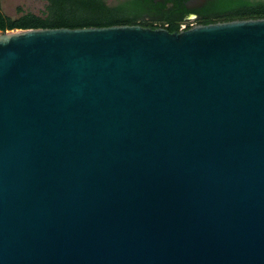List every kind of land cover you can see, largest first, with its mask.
<instances>
[{"label":"water","instance_id":"water-1","mask_svg":"<svg viewBox=\"0 0 264 264\" xmlns=\"http://www.w3.org/2000/svg\"><path fill=\"white\" fill-rule=\"evenodd\" d=\"M0 264H264V19L1 33Z\"/></svg>","mask_w":264,"mask_h":264},{"label":"trees","instance_id":"trees-1","mask_svg":"<svg viewBox=\"0 0 264 264\" xmlns=\"http://www.w3.org/2000/svg\"><path fill=\"white\" fill-rule=\"evenodd\" d=\"M190 0H120L110 5L105 0H47L41 15L23 12L16 19L1 9L0 32L27 29L89 28L141 25L171 33L233 20L264 19V0H206L188 8ZM195 16L194 22L187 17Z\"/></svg>","mask_w":264,"mask_h":264},{"label":"rangeland","instance_id":"rangeland-1","mask_svg":"<svg viewBox=\"0 0 264 264\" xmlns=\"http://www.w3.org/2000/svg\"><path fill=\"white\" fill-rule=\"evenodd\" d=\"M105 1L110 5H114L117 4V2L120 0H105ZM205 1L206 0H194L190 4L192 8H195L204 4ZM46 6H47V0H1L2 11L7 16L13 19H16L22 15L19 9H22L23 12H30L37 15H41V13L45 11ZM187 19L191 21H195L196 17L189 16V18Z\"/></svg>","mask_w":264,"mask_h":264},{"label":"flooded vegetation","instance_id":"flooded-vegetation-1","mask_svg":"<svg viewBox=\"0 0 264 264\" xmlns=\"http://www.w3.org/2000/svg\"><path fill=\"white\" fill-rule=\"evenodd\" d=\"M193 1H194V0H190L189 2L186 3L187 6H188V8H192L190 3L193 2ZM187 18H189V16H188ZM188 20H189V19H188ZM189 22H194V21L189 20Z\"/></svg>","mask_w":264,"mask_h":264}]
</instances>
